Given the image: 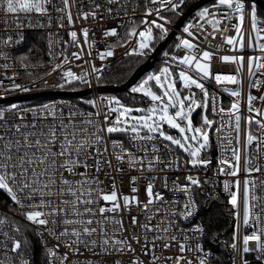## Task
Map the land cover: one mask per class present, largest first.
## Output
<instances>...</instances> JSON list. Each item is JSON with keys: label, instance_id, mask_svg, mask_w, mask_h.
I'll use <instances>...</instances> for the list:
<instances>
[{"label": "snow or ice", "instance_id": "1", "mask_svg": "<svg viewBox=\"0 0 264 264\" xmlns=\"http://www.w3.org/2000/svg\"><path fill=\"white\" fill-rule=\"evenodd\" d=\"M185 5L0 0L3 68L11 61L43 70L28 72L35 79L27 84L13 71L10 87L0 80V98L37 86L92 88L117 49L149 59ZM32 29L46 41L47 62L31 63L32 48L14 55ZM90 29L107 38L95 56ZM69 46L77 49L73 59L86 54L101 63L85 59L87 69L74 71ZM0 193V264H264V11L257 0H208L156 69L122 97L0 104ZM221 212L229 225L213 230Z\"/></svg>", "mask_w": 264, "mask_h": 264}, {"label": "built area", "instance_id": "2", "mask_svg": "<svg viewBox=\"0 0 264 264\" xmlns=\"http://www.w3.org/2000/svg\"><path fill=\"white\" fill-rule=\"evenodd\" d=\"M203 3L202 5L198 6L197 8H195L193 11H191L188 16L184 19V21L182 22V24L178 27L175 28L174 24H172L170 26V30L173 29L174 30V35L171 39V41L166 45V47L164 49H162L160 51V53L158 54L156 60L157 63L160 64L161 63V55L162 52L166 49H168L170 46H173L174 41L176 40V37L181 33L182 28L184 26L185 23H187L189 20H191L193 18V16L195 15L196 11L198 10V8L203 7L207 4ZM31 35H29L28 39L26 41H24L21 45H14L13 47L17 48V51L14 53L15 56H19L22 53H27L29 48H32V54H31V63H36L38 60H42L44 62H47L50 57L47 56L46 52H47V44L46 41L41 37L40 31L39 30H28ZM91 32H95L96 35L93 37L90 35L89 37V43L92 42L93 39H95L96 43L93 45L91 51L93 52L94 56L95 53L97 51H102L103 48L105 47V42L107 41V38H104L102 36V34L99 32L98 29H90V33ZM59 36L63 39V40H67L70 41L71 37L68 36L65 32L61 31L59 33ZM54 40L56 39L55 37L53 38ZM110 42V41H108ZM216 43H220V40L217 39L213 42L212 45H207L208 47H214V45ZM57 46L54 44V48H56ZM85 53L88 50V44H84L83 45ZM76 47L74 46H69L68 47V53H69V60H70V66L73 68L74 71H79V70H86L87 69V65L85 64L84 60L85 59H91L93 63H95L97 66H99V64L101 63V61H99V58L96 57L95 59H92L90 57H87V55L85 54V56L80 59V60H75L71 57V52L76 51ZM251 51V50H249ZM220 54H227V50L225 52H222ZM122 57H125L123 55V49H117L116 50V54L114 57H109L107 58V60L104 62L106 64V67L109 66L113 61L120 59ZM58 62L57 61H53ZM5 63V61L3 60V58H0V80H4V85L3 87L8 88L10 87L8 80L6 79L7 76H11L12 72L15 71L17 73H19L18 78L16 79L17 83H24L27 84L28 81L30 79H35V76H28V72H32L35 71L36 75H42L43 74V70H39V69H32L31 67L27 70L21 68L19 66V63L13 64L11 61H8V63L10 64L9 69H4L3 68V64ZM216 67L221 68L224 72H231L233 71V66L230 64H225V63H217ZM48 82L49 84L58 82L57 80H54L53 78H48ZM99 85L95 83V81H93V87L92 88H86L83 86H79V85H73L72 88H66V89H55V88H43L41 86H37L35 88H33L31 91L29 92H20V91H12L9 92L7 96L0 98V104H4L5 102H14V103H18L22 106H30L35 104L36 102H47L49 100H56L59 101L61 99L63 100H75L78 97H92L93 95L96 96H108L111 95L110 93H103V91L99 90ZM84 90H88V92L85 95H77V96H69V95H55V94H40V95H36L34 97H30V98H26V99H22V100H9L6 101L7 98L9 97H13V96H19V95H26V94H32V93H39V92H48V91H84ZM253 92H255L256 90L253 89ZM223 102L224 104L227 106L229 104V96L227 93L223 94L222 96ZM90 110V109H88ZM215 119L219 120V116H216ZM219 155V151L218 150H214V154H213V160L215 161L216 156ZM215 167V163L213 164V168ZM211 175V173L209 174ZM226 177H219V185L220 187H222V182L223 179H225ZM209 188H211V186L209 185ZM217 191H219V187L217 188ZM223 197V196H221ZM224 198V197H223ZM5 197L2 193H0V207H6V203H5Z\"/></svg>", "mask_w": 264, "mask_h": 264}, {"label": "water", "instance_id": "3", "mask_svg": "<svg viewBox=\"0 0 264 264\" xmlns=\"http://www.w3.org/2000/svg\"><path fill=\"white\" fill-rule=\"evenodd\" d=\"M206 2H208V0H196L195 2L190 4L185 9L184 15L182 17H180L175 22L174 27L178 28L191 11H193L195 8H197L198 6H200ZM257 3H258V7L262 11H264V1L263 0H257ZM173 35H174V30L171 29L168 37L166 38V41L157 45L158 50L155 51L149 59L145 60L142 64H140L125 82H123L122 84H119V85L100 86L99 90L100 91H110V92H120V91L128 90L132 86V84H135L140 79V77L143 75V73L151 70L153 63L156 60L158 54L171 41ZM87 92H88V90L78 91V92H75V91H48V92H39V93H32V94H26V95L13 96V97L7 98L6 101L22 100V99L34 97V96L40 95V94H44V95L45 94H55V95L57 94V95L77 96V95H85Z\"/></svg>", "mask_w": 264, "mask_h": 264}, {"label": "trees", "instance_id": "4", "mask_svg": "<svg viewBox=\"0 0 264 264\" xmlns=\"http://www.w3.org/2000/svg\"><path fill=\"white\" fill-rule=\"evenodd\" d=\"M195 1L196 0H186L185 9L190 4H192ZM170 18L173 19V21H174L173 24H175V22L178 20V19H176L174 17H170ZM144 61L145 60H138L136 57H132L130 59L129 57H126V56L113 61L109 66L106 67V70H105V73H104L105 80L101 81L98 85L99 86H109V85L122 84L123 82H125L129 78V76L136 70V68L140 64H142ZM157 65H158L157 60H155L150 71L156 69ZM118 78H122V79H118ZM109 80H111L112 82H110V83L107 82ZM128 90L120 91V92L103 91V93H110L111 95H116L118 97H122L128 92ZM221 199H224V198L221 197ZM216 210L217 209L215 208V205H213L212 207H209V208L205 209L204 214H205V216H207V214L209 212H213V211H216ZM212 223L214 225L213 230H219V229L227 228L228 225H229V219H228L227 214L221 212L220 213V219L218 221L216 220L215 216H213ZM211 246L215 250L216 246L215 245H211Z\"/></svg>", "mask_w": 264, "mask_h": 264}, {"label": "rangeland", "instance_id": "5", "mask_svg": "<svg viewBox=\"0 0 264 264\" xmlns=\"http://www.w3.org/2000/svg\"><path fill=\"white\" fill-rule=\"evenodd\" d=\"M148 72H149V71H148ZM146 73H147V72H146ZM146 73H144L143 76H144ZM143 76H142V77H143ZM142 77H141V78H142ZM193 118H194V121L198 119V117H197L195 114H194V117H193Z\"/></svg>", "mask_w": 264, "mask_h": 264}]
</instances>
